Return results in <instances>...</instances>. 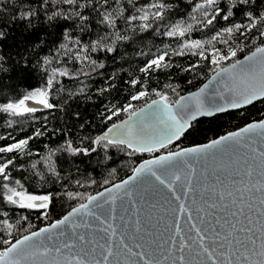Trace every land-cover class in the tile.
I'll use <instances>...</instances> for the list:
<instances>
[{
  "label": "snow or ice",
  "instance_id": "6c2138e0",
  "mask_svg": "<svg viewBox=\"0 0 264 264\" xmlns=\"http://www.w3.org/2000/svg\"><path fill=\"white\" fill-rule=\"evenodd\" d=\"M100 3L101 0H0V14L8 13L10 7L11 21L35 33L33 48L37 49L47 43L46 34L37 32L38 28L59 27L62 21L82 25L89 19L84 10L97 11ZM102 3L106 5L108 0ZM254 3L255 0H203L196 8L205 9L204 20L200 21L205 27L220 19L230 21L237 13L247 18L246 25L235 23L225 27L212 36L213 41L222 35L231 39L234 33L250 39L247 34L257 29L258 23L259 36L264 37V10L256 15L252 10ZM169 9L170 5L164 0H156L137 9L142 15L126 17V22L134 33L138 28L139 33L153 30L168 37H183L192 25L173 24L161 31ZM136 20L141 23L132 25ZM150 20L159 23L154 27ZM101 22L115 25L111 13L104 15ZM3 27L0 24V40L6 37ZM62 35L69 39L66 28ZM117 39L128 41L131 37L118 35ZM221 42L227 44L229 41ZM67 47L60 44L62 49ZM185 49L199 50L192 54L202 60L209 59L200 41L185 43L173 54L185 55ZM92 51H96L95 42ZM106 51L111 53L114 48L108 47ZM237 51L243 49L230 46L227 54H221L213 48L210 62L216 67V74L198 91L180 96L174 104L169 103L167 94L153 89L159 99L152 100L144 108L134 109L132 103L107 108L110 114H102L105 120L111 121L125 113L127 119L112 123L91 143L102 144L105 149L126 147L130 155L159 153L179 140L197 117L240 109L264 98V41L243 61L236 60L221 67V61L236 57ZM168 55V52L157 54L140 68V72L148 74L171 67L166 61ZM3 62L4 57L0 55V67ZM22 63L27 67L26 59ZM42 63L46 65L50 61L45 58ZM198 66L192 65L183 71ZM59 74L67 75L66 72ZM214 82L215 92L209 97L207 90ZM139 83L138 79L130 81L133 87ZM52 85L53 79L49 78L46 88ZM166 87L171 88L170 85ZM104 91L107 89L101 90ZM147 95V91H138L130 101H139ZM29 101L44 109L57 107L49 102L46 89H36L0 104V112L22 116L40 110L30 106ZM42 134L38 129L34 136ZM32 139L29 136L0 146V154L19 153L20 159L24 155L31 156L26 149ZM66 150L72 155L87 156L97 149L73 148L72 143L67 142ZM12 167L22 170L24 165L17 164L15 155L7 159L0 155L2 181L11 180ZM31 167L36 169V164ZM132 171L133 174L121 183L106 188L98 196H88V203L73 207L47 227L31 231L14 242L0 238V264H264V120L250 123L208 144L155 155ZM49 173L58 175L52 166H49ZM35 175L44 179L39 170ZM15 184L21 190L9 183L2 184L6 191L3 201L19 209L38 210L47 218L52 193L33 194L23 190L20 180ZM67 195L75 198L72 193ZM0 226L11 235L13 226L8 219L0 220Z\"/></svg>",
  "mask_w": 264,
  "mask_h": 264
},
{
  "label": "trees",
  "instance_id": "16d2710c",
  "mask_svg": "<svg viewBox=\"0 0 264 264\" xmlns=\"http://www.w3.org/2000/svg\"><path fill=\"white\" fill-rule=\"evenodd\" d=\"M155 2L156 0H119L117 3L116 0H108L105 5L101 0L97 11L84 10L89 19L82 25L79 22L62 21L59 27L38 28L37 32L46 34L47 43L37 49L33 48L35 33H29L21 23L11 21L10 7L8 13L0 14V24L4 26L3 31L6 33L5 39L0 40V55L4 57L0 67V104L14 101L29 90L46 89L49 92V102L57 105L54 109L40 107L36 113L22 116L0 112V137H3L0 139V146L33 137L26 149V152L32 153L31 156L24 155L20 159L19 153L0 154L5 159L15 155L17 164L24 165L22 170L11 168L10 181L4 182L0 178V220L8 219L13 226L11 235L6 228L0 226V238L14 241L50 224L72 207L84 202L88 196L128 176L144 158L205 143L251 121L264 118L262 98L240 109L194 120L179 140L161 149L159 153L130 155V150L126 147L105 149L102 144L97 146L96 152L87 156L80 153L72 155L66 150L67 142H71L73 148L92 147L91 141L100 131L127 116L125 113L113 117L111 121L105 120L102 114H110L106 112L107 108L123 107L132 103L134 109H137L158 97L153 89L167 94L169 102L196 89L217 70L210 62L213 48L221 54H227L230 46L233 49H243L237 51L236 57L221 61L223 67L254 50L264 41V37L259 36V23L257 29L247 34L250 39L234 33L231 39L222 35L213 41L212 36L223 28L235 23L246 25L248 21L243 14L237 13L230 21L220 19L212 26L205 27L200 23L204 20L202 13L205 9L196 8L203 0H164L170 5V9L165 14V27L161 31L167 30L173 24L183 27L192 25L183 37H168L156 34L153 30L139 33L138 28L134 33L132 26L126 22V17L142 15L137 9H143ZM252 10L259 15L264 10V0H255ZM108 13L115 20L114 26L101 22ZM149 22L154 23V27L159 23L151 20ZM140 23L136 20L132 25L138 26ZM65 28L68 30L69 39H64L62 35ZM118 35L129 36L131 39L121 41L117 39ZM222 40L229 42L225 44ZM193 41L202 42L208 60L192 54L199 50L185 49V55L173 54L179 52L183 44ZM94 42L96 51H92ZM61 43L68 47L60 48ZM108 47L114 48V51L107 52ZM163 52L169 53L166 61L171 67L152 70L148 74L140 72V68L148 60ZM45 58L50 63L43 64ZM24 59L28 61L27 67L23 66ZM197 64L198 67L183 71ZM60 72H66L67 75L61 76ZM49 78L53 79V85L47 89ZM132 79H138L140 83L133 87L130 84ZM168 85L171 88L166 87ZM173 88L175 92L172 91ZM102 89L107 91L101 92ZM141 90L147 91L148 95L139 101H130V97ZM38 129L43 134L34 136ZM32 164H36V169L31 167ZM49 166L54 167L58 175L50 174ZM37 170L44 179L35 175ZM16 180L21 181L23 190L27 192L52 193L53 201L47 218L38 210L19 209L3 201L6 191L2 184L9 183L11 187L21 190L15 184ZM67 193H72L75 198H70Z\"/></svg>",
  "mask_w": 264,
  "mask_h": 264
},
{
  "label": "water",
  "instance_id": "95a60500",
  "mask_svg": "<svg viewBox=\"0 0 264 264\" xmlns=\"http://www.w3.org/2000/svg\"><path fill=\"white\" fill-rule=\"evenodd\" d=\"M252 51H254V50H252ZM250 53H251V51H250L249 53L243 55L242 57H240V58L237 59V60L243 61V60H244V57L247 56V55H250ZM235 61H236V60H235ZM235 61H234V62H235ZM234 62H232V63H234ZM232 63H230V64H232ZM230 64H227V65H225V66H223V67H227V66H229ZM216 71H217V70H216ZM216 71H214L212 74H210V75L204 80V82H203L202 84H200L196 89L191 90V91H189V92H186V93H184V94H182V95H180V96H188L190 93H193V92L198 91L201 87H203L204 84H207L208 81L212 79V77L216 74ZM225 78H226V77H225ZM215 88H216V83L214 82L213 86H212L210 89L207 90V93H208V96H209V97H212V96L214 95ZM180 96H179V97H180ZM179 97H177L176 100L179 99ZM158 99H159V97H156V98H154V99H152V100H158ZM217 99H218V98H217ZM152 100H151V101H152ZM258 100H260V99H258ZM151 101H149V102L143 104L142 106L138 107L137 109H139V108H144V107L146 106V104L151 103ZM256 101H257V100H256ZM254 102H255V101H254ZM169 103L174 104V101H173V102H169ZM220 103H223V101H220ZM249 105H250V104H249ZM246 106H248V105H245L244 107H246ZM242 108H243V107H242ZM174 110H175V109H174ZM229 110H235V109H229ZM229 110H228V111H229ZM220 113H223V112H218V113H215L214 115H216V114H220ZM212 116H213V115H212ZM202 117H211V116H199V117H197V119L202 118ZM126 119H127V116L124 117V118H122V119H120V120H126ZM120 120L116 121V123H118ZM261 120H264V118H262V119H260V120L251 121V122H249V123L243 125L242 127L236 129V130H233V131L227 132V133H225V134H223V135H221V136H219V137H217V138H214V139H219L220 137H222V136H226V135H228V134L231 133V132H237V131H239L241 128L246 127L248 124H250V123H255V122H259V121H261ZM192 122H193V121H191V123H192ZM110 126H111V124H110L109 126H107L105 129H103L102 131H100V132L96 135V137L99 136V135H101L103 132H105V131L107 130V128L110 127ZM94 139H95V138H94ZM214 139H211V140H209V141H207V142H205V143H201V144H197V145H193V146H188V147H183V148H180V149L174 150L173 152H175V151H179V150H181V149L193 148V147H197V146H200V145L208 144V143H210V142H211L212 140H214ZM175 141H176V140H175ZM175 141H173V143H174ZM97 146H98V145H92V147H95V148H97ZM167 153H168V152H162V153H159V154H156V155H163V154H167ZM154 156H155V155H154ZM152 158H153V156L148 157V158H144L143 160H141L140 162H138V163L135 165V167H138V166H139L141 163H143L145 160H150V159H152ZM135 167H134V168H135ZM134 168H133V169H134ZM132 174H133V171H131V173H130L128 176H126L125 178H123V179H121V180H119V181H116V182H114V183H112V184H110V185H108V186L102 188L101 190H99L98 192H96V193H94V194H92V195H90V196H98V194L101 193V192H104V190H105L106 188H111L114 184L121 183L123 180L127 179V178H128L129 176H131ZM82 203H88L87 198H86V200H85L84 202H82ZM118 203H119V201H118ZM80 204H81V203H80ZM80 204H78V205H76V206H74V207H78ZM90 207H91V205H90ZM72 208H73V207H72ZM72 208H71V209H72ZM71 209H69L66 213H64L59 219L63 218V216L66 215L68 212H70ZM161 214H162V213H161ZM59 219H57V220H59ZM77 220H79V218H77ZM55 221H56V220H55ZM55 221H53V222H55ZM53 222H51V223H53ZM51 223H50V224H51ZM48 225H49V224L44 225V226H42V227H40V228L47 227ZM40 228H39V229H40ZM39 229L34 230V231H38ZM27 234H30V232H29V233H26V234H24V235H27ZM22 236H23V235H22ZM22 236H20L19 238H21ZM19 238H17V239H19ZM13 242H14V241H13Z\"/></svg>",
  "mask_w": 264,
  "mask_h": 264
},
{
  "label": "rangeland",
  "instance_id": "374dc122",
  "mask_svg": "<svg viewBox=\"0 0 264 264\" xmlns=\"http://www.w3.org/2000/svg\"><path fill=\"white\" fill-rule=\"evenodd\" d=\"M34 90H36V89H34ZM28 103H29V105L32 106V107H37V108L42 107L41 105L33 104L31 101H29Z\"/></svg>",
  "mask_w": 264,
  "mask_h": 264
}]
</instances>
